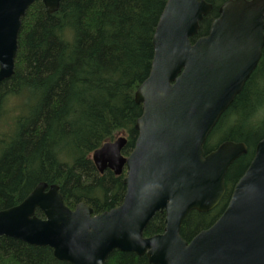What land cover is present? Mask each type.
<instances>
[{
    "label": "water",
    "instance_id": "95a60500",
    "mask_svg": "<svg viewBox=\"0 0 264 264\" xmlns=\"http://www.w3.org/2000/svg\"><path fill=\"white\" fill-rule=\"evenodd\" d=\"M41 1L47 13L59 8L60 0ZM33 2L0 0V81L13 73L21 19ZM211 9L204 0H167L152 37L150 72L134 93L141 104L134 146L123 155L121 135L91 154L100 173L126 169L121 204L99 214L84 203L70 209L56 184L40 182L0 210V238L48 246L71 264H104L113 250L145 255L152 264H264V137L217 220L189 241L180 235L191 211L220 203L228 167L247 151L231 140L206 154L203 146L264 48V0L223 2L208 32L191 42ZM160 211L163 232L143 236Z\"/></svg>",
    "mask_w": 264,
    "mask_h": 264
},
{
    "label": "trees",
    "instance_id": "16d2710c",
    "mask_svg": "<svg viewBox=\"0 0 264 264\" xmlns=\"http://www.w3.org/2000/svg\"><path fill=\"white\" fill-rule=\"evenodd\" d=\"M211 11L190 40L205 35L227 0H204ZM167 0H60L47 13L41 0L28 7L17 38L12 75L0 81V210L17 205L39 183L56 184L70 209L78 203L94 214L121 204L125 169L98 172L91 153L119 135L122 149L134 146L141 104L134 93L148 76L152 37ZM219 136V141L210 144ZM264 137V48L240 92L220 115L204 143L208 153L225 140L242 142L246 153L228 167L226 191L209 212L191 211L180 235L189 241L224 209L234 183ZM36 215L43 214L36 210ZM165 213L156 212L143 230L163 232ZM0 264H71L48 246L0 238ZM104 264H152L145 255L113 250Z\"/></svg>",
    "mask_w": 264,
    "mask_h": 264
},
{
    "label": "rangeland",
    "instance_id": "374dc122",
    "mask_svg": "<svg viewBox=\"0 0 264 264\" xmlns=\"http://www.w3.org/2000/svg\"><path fill=\"white\" fill-rule=\"evenodd\" d=\"M218 139H219V136L215 135V137L213 139H211L210 144L217 143L219 141Z\"/></svg>",
    "mask_w": 264,
    "mask_h": 264
},
{
    "label": "bare ground",
    "instance_id": "6f19581e",
    "mask_svg": "<svg viewBox=\"0 0 264 264\" xmlns=\"http://www.w3.org/2000/svg\"><path fill=\"white\" fill-rule=\"evenodd\" d=\"M40 183V182H39Z\"/></svg>",
    "mask_w": 264,
    "mask_h": 264
}]
</instances>
